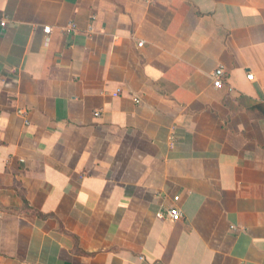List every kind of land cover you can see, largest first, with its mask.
Returning <instances> with one entry per match:
<instances>
[{
  "label": "crops",
  "instance_id": "1",
  "mask_svg": "<svg viewBox=\"0 0 264 264\" xmlns=\"http://www.w3.org/2000/svg\"><path fill=\"white\" fill-rule=\"evenodd\" d=\"M0 264H264V0H0Z\"/></svg>",
  "mask_w": 264,
  "mask_h": 264
},
{
  "label": "built area",
  "instance_id": "2",
  "mask_svg": "<svg viewBox=\"0 0 264 264\" xmlns=\"http://www.w3.org/2000/svg\"><path fill=\"white\" fill-rule=\"evenodd\" d=\"M3 24H4V22H1V25H3ZM44 30H45V33H49V29L48 28H46ZM211 76H212V79H213V86L215 88H220L222 86V81H223V78L225 76L224 68L222 66L217 67L213 71ZM247 78L249 80H252L253 79V75L251 73H249L247 75ZM136 102H138V101L136 100ZM96 114H98V113L96 112ZM178 198H179L178 196H175L174 200L177 201ZM167 217L170 218L171 220L177 221V220H179L181 218V212L176 206H172V207H170L167 210Z\"/></svg>",
  "mask_w": 264,
  "mask_h": 264
}]
</instances>
